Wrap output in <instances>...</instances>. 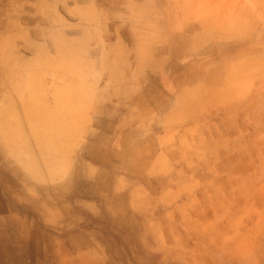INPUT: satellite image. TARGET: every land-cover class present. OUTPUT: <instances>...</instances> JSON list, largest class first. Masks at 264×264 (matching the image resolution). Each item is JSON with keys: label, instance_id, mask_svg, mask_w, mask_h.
<instances>
[{"label": "rangeland", "instance_id": "1", "mask_svg": "<svg viewBox=\"0 0 264 264\" xmlns=\"http://www.w3.org/2000/svg\"><path fill=\"white\" fill-rule=\"evenodd\" d=\"M0 264H264V0H0Z\"/></svg>", "mask_w": 264, "mask_h": 264}]
</instances>
